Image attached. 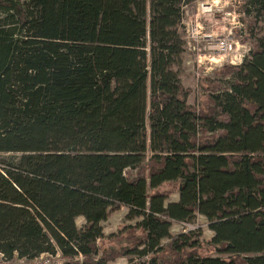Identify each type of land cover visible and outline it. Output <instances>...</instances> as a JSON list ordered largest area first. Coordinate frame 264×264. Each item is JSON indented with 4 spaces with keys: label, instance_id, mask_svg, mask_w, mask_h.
<instances>
[{
    "label": "trees",
    "instance_id": "obj_1",
    "mask_svg": "<svg viewBox=\"0 0 264 264\" xmlns=\"http://www.w3.org/2000/svg\"><path fill=\"white\" fill-rule=\"evenodd\" d=\"M193 1L0 0V252L264 264V36L251 20L247 55L194 109L178 72ZM248 3L264 21V0ZM121 206L141 219L112 252L101 223ZM196 215L202 250L169 232Z\"/></svg>",
    "mask_w": 264,
    "mask_h": 264
},
{
    "label": "rangeland",
    "instance_id": "obj_2",
    "mask_svg": "<svg viewBox=\"0 0 264 264\" xmlns=\"http://www.w3.org/2000/svg\"><path fill=\"white\" fill-rule=\"evenodd\" d=\"M255 16V10L249 6L248 0H195L183 8L179 30L185 40V47L181 55V64L178 67V72L183 87L191 90L186 100L194 109L198 107L205 95L202 86L204 79L221 80V77L218 75L219 70L223 65L230 64L221 60L220 64H216L212 71L208 70L202 78H196L194 76L196 53H192V51L187 49L186 42H190L192 46L194 44V42L192 43V37L198 39L199 49H202L199 51L200 53L204 51L202 47L207 42V38L202 37L203 35H210L215 38L231 37L238 45L247 43L250 48L252 39L243 38L248 35L247 25L251 20L255 19L253 28L258 30L257 37L264 36V21L260 18L256 19ZM204 66L208 67V64L204 63ZM223 86H227V83H223ZM6 156L8 155L0 154V157ZM129 173L133 174L131 171ZM167 187H169L167 184H163L161 189ZM177 195L178 193L173 190L168 200L173 201L177 198ZM127 213L128 208L121 206L119 210L110 213L109 217L101 223L104 239L108 240L106 247L112 252L123 248L127 244V240L124 238L119 239L118 237L109 238L112 235H120L121 232L126 230L127 226H133L141 219V217L137 216L127 217ZM75 223L77 227H80L83 224L82 217H77ZM169 232L171 236L188 233L190 237L197 238L202 245L201 250L208 246L209 240L212 237V232L208 229L205 218L200 215H196L190 222H172ZM136 233L138 234L137 230ZM168 241L169 239H163L161 244H166ZM210 255L220 258H226L228 256L216 252H211ZM59 258H55L50 264H63L69 261V259L63 257ZM146 260L147 257L127 255L116 258L108 262V264H139Z\"/></svg>",
    "mask_w": 264,
    "mask_h": 264
},
{
    "label": "built area",
    "instance_id": "obj_3",
    "mask_svg": "<svg viewBox=\"0 0 264 264\" xmlns=\"http://www.w3.org/2000/svg\"><path fill=\"white\" fill-rule=\"evenodd\" d=\"M202 37L207 38L206 44L202 47L204 50L202 53L199 52L202 49H199L198 39L192 37V43L194 42L192 46L190 42H186L187 49L192 53H196V67L194 70L196 78H202L208 70L212 71L216 64H220L221 60L231 65L240 64L249 51L247 43L238 45L231 37L215 38L210 35H203ZM204 63L208 64V67H205ZM59 257H61L59 251L43 253L32 259L20 258L15 255L9 258L3 252H0V264H50L52 260ZM77 259H80V256Z\"/></svg>",
    "mask_w": 264,
    "mask_h": 264
},
{
    "label": "crops",
    "instance_id": "obj_4",
    "mask_svg": "<svg viewBox=\"0 0 264 264\" xmlns=\"http://www.w3.org/2000/svg\"><path fill=\"white\" fill-rule=\"evenodd\" d=\"M178 199V195H177V198L173 200V202L177 201ZM122 207H125V206H122ZM127 208V207H126ZM83 219V218H82ZM84 221V220H83Z\"/></svg>",
    "mask_w": 264,
    "mask_h": 264
}]
</instances>
